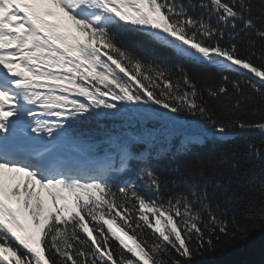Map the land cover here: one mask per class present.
Returning a JSON list of instances; mask_svg holds the SVG:
<instances>
[{
  "label": "snow or ice",
  "instance_id": "6c2138e0",
  "mask_svg": "<svg viewBox=\"0 0 264 264\" xmlns=\"http://www.w3.org/2000/svg\"><path fill=\"white\" fill-rule=\"evenodd\" d=\"M143 40L219 79L147 59L130 46ZM246 90L264 100V0H0V264H181L173 250L227 234L206 188L164 198L147 165L208 138L185 113L217 140L264 134V106L224 122L204 99L239 111ZM105 120L134 131L80 132Z\"/></svg>",
  "mask_w": 264,
  "mask_h": 264
},
{
  "label": "trees",
  "instance_id": "16d2710c",
  "mask_svg": "<svg viewBox=\"0 0 264 264\" xmlns=\"http://www.w3.org/2000/svg\"><path fill=\"white\" fill-rule=\"evenodd\" d=\"M130 46L157 63L166 62L173 67L182 64L202 87L219 79V74L212 69L177 60L171 53L147 40ZM260 49L258 43V54ZM204 99L216 117L224 122L238 117H251L254 110L264 106V100L251 90L245 91L239 111L233 109L234 101L214 99L207 94ZM181 119L199 126L205 132L211 131L210 126L202 123L198 117L185 113ZM124 131L134 129L123 127L119 120H105L99 124L90 122L80 128L81 133L97 142L104 140L105 133L119 134ZM250 144L264 149V134L237 132L223 140L211 136L187 152L177 151L179 141L176 140L171 145L162 146L168 149L166 154L148 163L147 166L166 182L161 193L164 198L176 193H187L193 183L199 184L201 188L207 189L213 208L219 205V209H215L217 214L228 222L227 234L217 231L211 235L210 244L205 242L203 246H191L190 257H180L173 250V258L180 260L181 264H264V161L250 153ZM135 150L144 151L145 147L136 146ZM147 150L153 154L157 151L156 148ZM140 167L142 165L134 164L124 180L139 186L137 172ZM202 171L204 175H201ZM215 181L223 184L224 188L216 189ZM140 190L146 196L153 195L143 187Z\"/></svg>",
  "mask_w": 264,
  "mask_h": 264
},
{
  "label": "rangeland",
  "instance_id": "374dc122",
  "mask_svg": "<svg viewBox=\"0 0 264 264\" xmlns=\"http://www.w3.org/2000/svg\"><path fill=\"white\" fill-rule=\"evenodd\" d=\"M205 133L208 134V137H211V131H207V132H205Z\"/></svg>",
  "mask_w": 264,
  "mask_h": 264
}]
</instances>
